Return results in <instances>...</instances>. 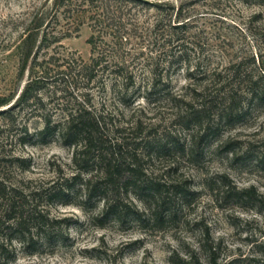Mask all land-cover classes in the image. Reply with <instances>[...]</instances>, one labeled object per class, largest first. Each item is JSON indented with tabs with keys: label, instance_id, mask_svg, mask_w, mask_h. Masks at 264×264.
Listing matches in <instances>:
<instances>
[{
	"label": "trees",
	"instance_id": "16d2710c",
	"mask_svg": "<svg viewBox=\"0 0 264 264\" xmlns=\"http://www.w3.org/2000/svg\"><path fill=\"white\" fill-rule=\"evenodd\" d=\"M238 1L261 8L246 24L261 46L258 52L220 68L186 65L188 20L180 4L175 23L163 29L156 22L140 36L159 47L150 52L141 76L113 50L128 40L124 33L134 24L128 15L133 5H150V0H53L32 16L18 34L17 49L23 68L36 48L34 73L16 97L0 96V107L7 106L0 115L9 119L19 144L56 143L71 149V156L69 163L50 168L46 178L26 182L4 170L28 169L29 159L0 158V264H11L19 254L52 253L66 243L73 220L55 215L51 209L58 205L77 206L98 228L110 223L146 227L150 220L162 224L177 218L197 191L187 180H156L149 170L152 162L167 161V172L176 170L178 159L198 164L225 128L264 108V0ZM61 15L72 30L57 29ZM83 24L92 30L89 61L77 58L63 70L52 66L51 54L38 59L40 49L77 33ZM183 68L188 81L176 89L171 75ZM50 103L52 109L47 108ZM24 116L38 118L42 126L31 130L19 122ZM232 145L226 141L225 150L232 152ZM224 185L223 199L240 206L261 202L254 187ZM190 262L181 259L182 264Z\"/></svg>",
	"mask_w": 264,
	"mask_h": 264
},
{
	"label": "rangeland",
	"instance_id": "374dc122",
	"mask_svg": "<svg viewBox=\"0 0 264 264\" xmlns=\"http://www.w3.org/2000/svg\"><path fill=\"white\" fill-rule=\"evenodd\" d=\"M52 3L53 0H0V96L16 97L33 75L31 61L36 48L22 68L17 37L37 11L49 8ZM150 3L133 5L128 15L134 24L127 25L128 34L124 33L128 40L123 39L121 46L113 50L140 76L150 52L155 54L159 49L155 47L157 42L152 43L147 37L143 42L140 36L145 37V31L156 22L163 29L175 23L174 13L180 4L188 20L183 34L188 41L186 65L200 63L220 68L261 48L246 30L259 7L246 6L238 0H150ZM62 16L57 29L72 30ZM91 34L90 26L83 24L77 33L40 49L38 59L51 54L56 60L52 66L63 70L77 58L87 62L91 56ZM111 46L107 49H112ZM185 68L171 75L176 89L187 84ZM140 104L148 109L143 100ZM53 107L52 103L47 105L48 109ZM160 115H167V111H161ZM21 118L19 122H26L31 130L42 126L38 118ZM9 123V119L0 115V158H26L30 166L25 170L8 167L4 170L8 177L24 182L46 178L50 168L69 163L71 149L56 143L19 144ZM226 141L233 144L232 152L225 150ZM165 165L167 161L163 159L152 162L149 170L156 180L162 183L187 180L190 189L197 191L181 207L177 218L165 219L162 224L150 220L146 227L110 223L98 228L77 206L58 205L52 212L73 220L66 243L52 253L19 254L11 264H182L181 259L190 260L189 264H264V108L251 110L242 122L225 128L206 148L198 164L178 159L176 170L168 172ZM227 182L236 188L254 187L261 202L240 206L223 199Z\"/></svg>",
	"mask_w": 264,
	"mask_h": 264
}]
</instances>
